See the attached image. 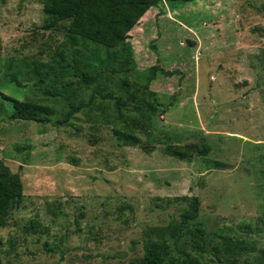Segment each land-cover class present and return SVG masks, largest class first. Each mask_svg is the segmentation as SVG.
<instances>
[{"label": "rangeland", "instance_id": "obj_1", "mask_svg": "<svg viewBox=\"0 0 264 264\" xmlns=\"http://www.w3.org/2000/svg\"><path fill=\"white\" fill-rule=\"evenodd\" d=\"M46 2H0V95L55 109L45 125L14 120L0 96V168L24 185L0 264H143L146 230L180 221L195 197L191 229L204 235L191 254L253 261L264 251V0L164 2L113 50L74 41L68 22L46 29ZM185 145L210 152H166ZM222 237L247 251H224Z\"/></svg>", "mask_w": 264, "mask_h": 264}, {"label": "trees", "instance_id": "obj_2", "mask_svg": "<svg viewBox=\"0 0 264 264\" xmlns=\"http://www.w3.org/2000/svg\"><path fill=\"white\" fill-rule=\"evenodd\" d=\"M6 1L9 0H0V2ZM196 1L198 0H47L43 12L46 29H56L62 23L68 22V33L74 41L82 39L107 50H113L127 44L131 31L151 9L164 2L185 4ZM62 58L65 60L64 55ZM150 71L153 75L157 72L166 77L175 75V72L160 67H152ZM81 75L85 84L92 81L89 74ZM152 80L151 77L148 79V85ZM58 95L53 94V96ZM0 96L10 104L11 118L14 120L33 121L45 125L51 122V116L55 114V109L47 105L20 101L4 94ZM109 97L112 95H108ZM119 102L118 100L117 105H120ZM80 109L81 107H72L56 124L69 125ZM166 152L180 159H187L194 154L207 156L210 148L204 146L200 149L196 145L168 146ZM23 200L24 185L21 175L1 167L0 229L7 226L12 211L18 208ZM200 206V200L195 197L192 199L191 208L182 214L180 221H173L166 226L150 227L146 230L147 245L143 264H205L199 257L191 254V251L199 252L201 248L195 237L199 235L201 238L204 235L203 227L197 225L195 230L191 229V225L200 217ZM34 226L38 227L39 223H34ZM222 241L220 245L226 252H231L232 247L240 252L247 251L244 243L238 239L222 237ZM215 250L217 254L222 251L218 248ZM243 264H264V251L253 261H245Z\"/></svg>", "mask_w": 264, "mask_h": 264}]
</instances>
